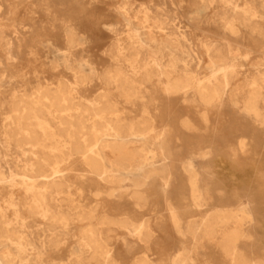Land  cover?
Segmentation results:
<instances>
[{"label": "bare ground", "instance_id": "bare-ground-1", "mask_svg": "<svg viewBox=\"0 0 264 264\" xmlns=\"http://www.w3.org/2000/svg\"><path fill=\"white\" fill-rule=\"evenodd\" d=\"M58 5L80 12L60 17V33L47 26L53 17L43 18V11L56 17ZM177 9L189 26L176 21ZM98 35L109 38L108 48L93 45ZM22 47L34 61L49 59L50 69L61 66L68 78L32 85L19 65ZM100 49L110 60L102 67L84 54ZM14 73L22 88L7 93ZM93 81L99 92L91 96ZM1 86L0 264H63L62 254L67 264H215L192 256L205 240L221 250L223 264H264L240 246L256 230L251 204L213 206L222 151L195 147L179 160L181 150L172 148L179 133L158 122L163 110L181 104L197 111L206 131L216 116L234 118V156L264 142V0H0ZM115 92L134 105L140 99L141 115L124 116ZM181 125L203 128L188 117ZM75 159L81 169L71 166ZM176 166L188 176L187 192L174 188ZM94 178L106 188H92ZM155 178L183 244L161 261L144 250L158 230L155 219L135 218L155 206ZM85 195L130 203L112 214L101 202L84 203ZM192 208L201 213L186 221Z\"/></svg>", "mask_w": 264, "mask_h": 264}, {"label": "rangeland", "instance_id": "rangeland-1", "mask_svg": "<svg viewBox=\"0 0 264 264\" xmlns=\"http://www.w3.org/2000/svg\"><path fill=\"white\" fill-rule=\"evenodd\" d=\"M57 11L56 17L55 15H47L43 11V18L50 19L53 17L51 22L47 23V26H52L53 30L56 33H60L61 26L63 24L59 21L60 17L65 15H73L79 14L77 9H66L62 6L58 5L55 8ZM214 10H211L210 15H213ZM177 15L176 21H181L180 25H184L185 23L189 26L186 19V12L175 11ZM81 13L80 15H82ZM58 18V19H57ZM52 23V24H51ZM204 26V25H203ZM206 26V25H205ZM100 36L103 34H99ZM96 36L93 42V45L99 46V48L104 49L108 48L110 41L109 38L101 39L100 36ZM27 47L21 48V57L19 65L24 70L28 72L25 74L26 77L31 78L33 84L37 82L47 84L52 81H56L57 79H66L69 76V73L63 70L61 66L56 67L55 69H50L49 59L45 57L38 58L39 61H34L35 59L31 58L27 54ZM97 47L94 48L96 50ZM95 51L96 55H91V53H84L86 56L90 57L95 65L98 67H102V65L110 64V60L107 56L102 55V50ZM41 50V49H40ZM44 62V63H43ZM43 64L44 66H41ZM18 65V64H17ZM18 65V66H19ZM38 67L39 72L38 76L34 72L31 71L32 67ZM45 67L46 69H43ZM46 70V71H44ZM10 82H7L6 85L10 86L7 89V93L12 91L13 88H22L20 85L22 81L20 80L19 75L14 73ZM9 75V74H8ZM9 78V76L7 77ZM32 85H27L28 89ZM1 89H5L4 86L0 87ZM99 92V84L97 81H93L90 89H88L87 93L91 96L96 95ZM145 93V100L149 98V93ZM115 98L119 102V107L122 110L124 116L126 117H139L141 115V100L138 99L136 104L127 103L118 96V93L115 92ZM164 105V104H163ZM166 106L164 105V108ZM168 112L165 110L161 112L158 116L159 125L169 124L174 127L180 135V138L177 139L174 136L172 137V148L181 150V155L179 156V160L188 156V152L193 148H197L200 146L207 145H215L222 151V155L218 158V160L214 163V178L211 191L213 192L214 202L213 206H229L234 207V205L243 203H250L253 209L257 213V226L254 232V237L251 239H246L241 242L240 246L245 249L248 253H254L264 257V142L258 141V139L252 142L254 152L250 154H239V156H234V147L236 145L237 136L234 133V118L229 119L226 122H219L218 116L212 119L211 122L207 123L208 131L205 130V123L200 119L197 111L193 108L184 107L181 104L173 103L172 106L168 108ZM234 114V110L232 111ZM190 118L197 126L203 127L201 129H195L192 131H186L182 125L181 120L183 118ZM260 140V138H259ZM264 140V139H262ZM71 166L81 169L82 164L80 159H75L71 161ZM175 186L177 191L179 192H187L188 187V176L186 173H183L179 166L175 167ZM78 181V179H76ZM81 184V183H80ZM85 187V186H84ZM92 188H102L105 189L106 186L101 181L94 178L91 181ZM86 188V187H85ZM149 188V187H148ZM150 188H154L152 193H154L152 201L153 207H146L139 211L135 215L137 219H147L149 216H153L156 223L153 225L158 229L156 232H153V236L150 239L149 245L150 247L145 250L146 254L149 255L150 258L155 261L164 260L167 257L168 252H176L181 247H183L181 237L178 233H176L171 224L168 222L167 213L164 210V201L162 194L156 190V188H162L160 178H155L152 181ZM218 188L220 190H218ZM84 203L87 204H95L97 201L101 202L104 205H108L112 214H117L118 210L115 209L122 205L129 206L130 201L127 198H123L118 201L115 198L101 196L99 198L92 195H85L81 198ZM174 203L176 205H181V201L179 198L174 199ZM212 208V207H211ZM210 209V206L204 207L203 212ZM130 211V209H128ZM185 219L190 220L195 217H199L198 215L201 213L200 210L197 209H186L185 210ZM81 225V224H79ZM83 225V223H82ZM232 223L227 224L222 229H229L232 227ZM251 227V226H249ZM190 235H187L186 244L190 246ZM203 247L199 250H194L192 256L197 261L200 262L206 258H210L215 264H223V256L221 250L211 241L205 240L203 242ZM143 250V251H144ZM141 247L138 249V255L143 254ZM171 256V255H170ZM60 260L63 261V264H67L69 260V256L67 254H62L58 256ZM128 259V258H125ZM200 264V263H198Z\"/></svg>", "mask_w": 264, "mask_h": 264}]
</instances>
